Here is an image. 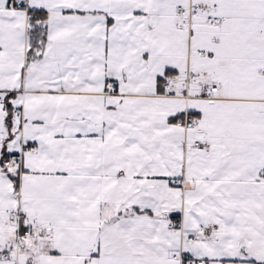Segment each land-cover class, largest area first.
Returning a JSON list of instances; mask_svg holds the SVG:
<instances>
[{
	"label": "snow or ice",
	"instance_id": "snow-or-ice-1",
	"mask_svg": "<svg viewBox=\"0 0 264 264\" xmlns=\"http://www.w3.org/2000/svg\"><path fill=\"white\" fill-rule=\"evenodd\" d=\"M0 264H264V0H0Z\"/></svg>",
	"mask_w": 264,
	"mask_h": 264
}]
</instances>
